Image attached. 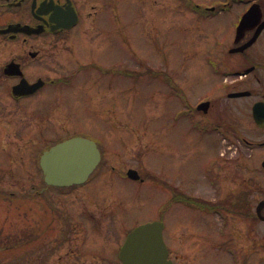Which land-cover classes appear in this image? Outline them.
<instances>
[{"label":"flooded vegetation","instance_id":"obj_1","mask_svg":"<svg viewBox=\"0 0 264 264\" xmlns=\"http://www.w3.org/2000/svg\"><path fill=\"white\" fill-rule=\"evenodd\" d=\"M176 2L188 9L183 0ZM254 3L259 2L245 4L243 13ZM91 4L93 13L87 10ZM110 6L106 0H0V176L20 173L21 140L43 144L42 155L81 136L94 140L102 154L84 184H47L40 161L38 179L9 189L0 183V264H125L120 251L128 235L148 222L163 224L172 264H264V129L253 118V108L264 107V30L242 50L260 23L229 46L217 43L208 51L201 66L219 78L217 93L193 102L185 72L177 70L172 76L147 60L134 70L127 38L116 41L118 9ZM92 74L93 82L80 84L81 77ZM150 78L162 83L176 107L191 108L186 120L193 130L198 122L222 130L209 135L220 141V173L207 185L183 193L185 200L176 182L159 175L165 199L155 207L144 202L134 206L125 194L124 199L117 197L119 190L103 182L108 177L104 173L116 169L104 162L107 152L100 148L111 134L102 138L94 122L80 129V107L116 106V95L96 88L100 82L108 86L104 90L124 86L121 94L126 99L134 79ZM203 78L208 81L211 76L205 73ZM239 93L244 94L233 96ZM229 107H237L236 118ZM230 140L236 142L231 147L235 151L228 152ZM132 169L123 174L126 180ZM212 169L208 164L205 170L209 174ZM145 181L141 175L133 182ZM203 189L210 192L208 197L201 194ZM25 201L41 202L47 216L12 219L11 212L19 217L17 204ZM181 209L190 212V220H177L170 233L169 219L179 217ZM141 213L144 219L131 224L129 218ZM170 234L173 250L166 240Z\"/></svg>","mask_w":264,"mask_h":264},{"label":"rangeland","instance_id":"obj_2","mask_svg":"<svg viewBox=\"0 0 264 264\" xmlns=\"http://www.w3.org/2000/svg\"><path fill=\"white\" fill-rule=\"evenodd\" d=\"M108 7L118 9L117 36L120 42L125 36L129 42L133 55V66L142 61H149L152 67L161 68L167 74L174 76L177 70L188 75L192 101L205 94H216L217 76L209 74L201 65L204 56L217 42L229 46L235 37V28L239 21L243 6L233 4L231 12L216 17L205 18L192 14L184 6L180 7L176 0H106ZM210 0H197L205 3ZM215 1V0H212ZM226 2L228 0H225ZM184 9V10H182ZM89 10V7L87 8ZM90 11L93 12L92 9ZM187 11V12H186ZM195 15V16H193ZM163 19V20H162ZM82 56L80 40V57ZM160 58L161 62H158ZM80 63H83L80 58ZM211 76L204 80V74ZM95 74L80 78V84L89 79L93 82ZM101 92L115 97V107H80V129L90 122L99 127V134L103 138L110 133L111 138L104 140L103 149L112 160L111 168L115 170L104 173L105 184H111L117 197L132 201L134 206L144 202V205L155 207L162 199L160 187L147 182L139 184L126 180L123 174L130 166H139L140 173L146 175H163L167 180L176 182L182 191H192L199 186L207 185L209 178H215L221 171V145L217 137L202 136L190 129V122L186 118L175 119L177 111L183 107H176L164 86L158 80L142 79L132 81V89L128 97L123 98L121 92L124 86L116 85L113 90L102 82L98 84ZM237 107H229V113L236 118ZM245 127L249 122L245 119ZM258 135L256 133H252ZM264 135V133H260ZM107 141V142H106ZM230 140L228 152L235 151ZM133 145H130L132 144ZM43 144H34L21 140L20 142V173L12 176H0V183L8 186L29 183L30 178L40 177L37 171V154L43 150ZM226 148V144H223ZM42 147V148H41ZM231 148V149H230ZM41 149V150H40ZM230 149V150H229ZM119 156L120 159L117 157ZM229 162L233 163L232 155ZM118 160V161H117ZM212 164V171L208 174L206 166ZM25 169L31 172L24 173ZM31 175V176H30ZM158 185V184H157ZM16 188V187H13ZM126 196H123V195ZM201 194L208 197L210 192L202 190ZM19 217L12 211V219L22 221L24 216L46 217L47 214L41 202L25 201L17 204ZM3 207L0 206V215ZM179 217L169 219L170 233L173 232L177 220L180 224L188 223L190 212L181 209ZM144 219V214L132 215L131 224ZM215 234V233H212ZM169 247L173 250L172 235L167 236ZM213 258L221 259L220 256Z\"/></svg>","mask_w":264,"mask_h":264},{"label":"water","instance_id":"obj_3","mask_svg":"<svg viewBox=\"0 0 264 264\" xmlns=\"http://www.w3.org/2000/svg\"><path fill=\"white\" fill-rule=\"evenodd\" d=\"M260 17V6L254 5L244 15L238 33L242 34ZM254 115L257 123L264 127V107H256ZM99 161L100 152L94 142L74 138L45 152L41 166L49 184L65 186L87 181ZM121 257L126 264H171L167 259L162 227L158 223H149L134 230L127 239Z\"/></svg>","mask_w":264,"mask_h":264}]
</instances>
